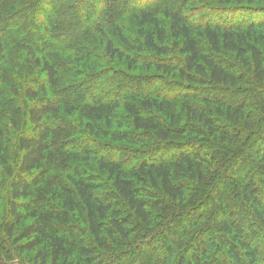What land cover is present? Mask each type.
<instances>
[{"label":"trees","instance_id":"trees-1","mask_svg":"<svg viewBox=\"0 0 264 264\" xmlns=\"http://www.w3.org/2000/svg\"><path fill=\"white\" fill-rule=\"evenodd\" d=\"M0 264H264V0H0Z\"/></svg>","mask_w":264,"mask_h":264},{"label":"rangeland","instance_id":"rangeland-1","mask_svg":"<svg viewBox=\"0 0 264 264\" xmlns=\"http://www.w3.org/2000/svg\"><path fill=\"white\" fill-rule=\"evenodd\" d=\"M94 86V88H98V87H96L95 85H93ZM153 243H155V241H153Z\"/></svg>","mask_w":264,"mask_h":264}]
</instances>
